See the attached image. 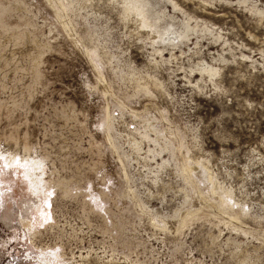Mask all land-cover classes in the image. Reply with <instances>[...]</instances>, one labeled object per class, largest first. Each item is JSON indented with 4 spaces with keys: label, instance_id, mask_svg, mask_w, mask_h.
Wrapping results in <instances>:
<instances>
[{
    "label": "rangeland",
    "instance_id": "374dc122",
    "mask_svg": "<svg viewBox=\"0 0 264 264\" xmlns=\"http://www.w3.org/2000/svg\"><path fill=\"white\" fill-rule=\"evenodd\" d=\"M0 264H264V0H0Z\"/></svg>",
    "mask_w": 264,
    "mask_h": 264
},
{
    "label": "bare ground",
    "instance_id": "6f19581e",
    "mask_svg": "<svg viewBox=\"0 0 264 264\" xmlns=\"http://www.w3.org/2000/svg\"><path fill=\"white\" fill-rule=\"evenodd\" d=\"M28 176H29L28 174H25L26 180H28L29 182V189L33 194L37 195L38 189L36 188V186L33 185L34 183L33 180L27 178Z\"/></svg>",
    "mask_w": 264,
    "mask_h": 264
}]
</instances>
